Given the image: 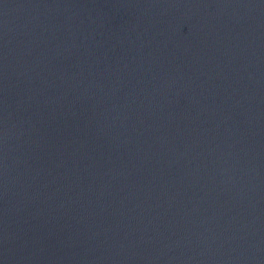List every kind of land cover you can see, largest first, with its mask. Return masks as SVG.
I'll return each instance as SVG.
<instances>
[{
  "label": "water",
  "instance_id": "obj_1",
  "mask_svg": "<svg viewBox=\"0 0 264 264\" xmlns=\"http://www.w3.org/2000/svg\"><path fill=\"white\" fill-rule=\"evenodd\" d=\"M0 264H264V0H0Z\"/></svg>",
  "mask_w": 264,
  "mask_h": 264
}]
</instances>
